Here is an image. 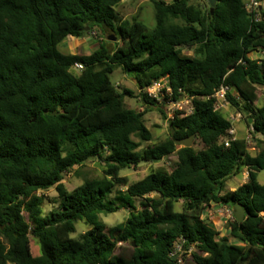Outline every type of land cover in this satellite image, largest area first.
<instances>
[{
	"label": "trees",
	"instance_id": "trees-1",
	"mask_svg": "<svg viewBox=\"0 0 264 264\" xmlns=\"http://www.w3.org/2000/svg\"><path fill=\"white\" fill-rule=\"evenodd\" d=\"M122 1L0 0V264H180L179 242L197 248L194 264H264V184L257 179L264 169V101L253 102V87L264 88V57L251 56L264 54V7L250 11L246 0H217L213 9L195 0H150L156 21L150 30L119 17ZM104 26L127 45L111 50L102 41L90 54L60 51L68 36ZM77 63L83 68L75 72ZM119 67L134 75L146 110L128 107L125 96L135 93L111 81ZM162 77L175 98L180 89L192 96L193 111L176 112L170 136L142 148L153 138L143 118L149 107L167 117L145 92ZM222 85L262 135L254 154L215 108L212 95ZM192 134L199 148L176 143ZM171 154L177 155L171 170L157 167L133 182L120 175ZM90 160L103 162L104 174L68 191L65 174ZM244 168L247 181L226 190ZM53 187L55 206L45 213L38 191ZM212 203L245 209L243 221L234 216L228 225L234 242L218 237L202 217ZM125 208L135 214L111 226L101 219ZM79 221L90 228L75 237ZM120 243L130 247L116 253Z\"/></svg>",
	"mask_w": 264,
	"mask_h": 264
},
{
	"label": "rangeland",
	"instance_id": "rangeland-1",
	"mask_svg": "<svg viewBox=\"0 0 264 264\" xmlns=\"http://www.w3.org/2000/svg\"><path fill=\"white\" fill-rule=\"evenodd\" d=\"M171 1V0H167ZM198 3H201L205 6H210L208 0H195ZM248 8H251V1L246 0ZM259 5L264 7V0L259 1ZM119 17L122 20H127L132 22L133 18H136L142 21L148 29H153L156 25L155 21V9L152 1L150 0H123L116 7ZM112 36L114 40H110L109 37ZM105 41L109 49L113 50L117 47H125L127 45L122 39L119 38V35L116 34L110 27H96L91 33L86 34L83 37H74L68 36L64 41L59 45L61 52L65 54H90L94 49L99 46V43ZM253 58H262L264 54L262 52H253L251 53ZM78 72V70H74ZM111 81L118 86L120 91L124 87H128L135 93L134 97L125 96V102L128 107L135 109L138 112L146 110V106L143 101L138 97L139 87L134 78V75L130 72H126L123 68L119 67L113 71L110 75ZM254 93L256 98L253 102L259 105L264 101V88L261 86H254ZM182 106L184 110L188 106V103L183 101ZM167 117H165L157 107L150 106L149 111L144 115L146 126L151 130L153 138L151 141L142 142V148H145L149 145H154L162 142L168 138L171 134L170 120L173 111L170 108H164ZM221 113L232 121L234 133L232 134L235 137L246 138L249 140L248 146L252 154L256 153L259 150L260 143L259 139L262 138V135L255 134L246 120L243 117V114L240 110L232 105L229 101L226 106L220 109ZM135 140L140 141L136 136H133ZM193 146L196 148L200 147L199 140L195 137L193 140ZM177 161V155L171 154L168 157H165L159 162H150L143 161L139 166H132L130 168L124 169L120 172L121 176H126L130 182L136 181L150 173L152 170L157 167H165L168 170H171ZM105 165L99 160H90L82 165L75 166L72 170L65 174L64 184L68 191H73L77 186L81 185L87 178L102 176L104 174ZM248 179V170L243 169L242 172L230 178L227 182L226 190H234L238 185L246 182ZM258 181L261 184H264V169L258 172ZM39 195L44 196L43 210L48 212L54 208L55 204L53 203L54 198L57 196V190L55 187L48 190H39ZM151 196H156L152 194ZM136 204L139 207L140 200H136ZM177 209L181 208V205L178 204ZM235 208L229 205H221L212 203L205 207L202 212V217L212 223L218 232V237L228 236L232 242L235 240L229 236L228 225L234 220ZM135 214L133 209L125 208L120 209L116 212L109 214H101V219L109 226L120 223L126 218ZM90 228V225L85 221H79L76 224V232L73 236L78 237L82 232ZM31 238V247L35 255L40 254V243L38 238L34 235H30ZM130 247L129 243H120L116 249V253L128 249ZM177 253L176 258H180V264H194L192 254L197 251L195 246L190 247L188 250L185 247H182L181 243L177 244Z\"/></svg>",
	"mask_w": 264,
	"mask_h": 264
},
{
	"label": "built area",
	"instance_id": "built-area-1",
	"mask_svg": "<svg viewBox=\"0 0 264 264\" xmlns=\"http://www.w3.org/2000/svg\"><path fill=\"white\" fill-rule=\"evenodd\" d=\"M251 8H248L250 11H257L259 5L258 0L251 1ZM263 53V52H262ZM83 68L82 63H77L73 67L74 70L80 71ZM230 90L228 85H222L220 89H218L212 97L216 99L215 101V108L220 110L222 107L226 106L227 102L229 101L227 98V92ZM146 94L153 100H155L158 104H162L164 108L168 107L172 109L173 114L171 117L174 116L176 112H180V115H186L193 111V104H192V96L188 94H184L180 89L179 92L182 93L180 97L177 99L175 98L174 89L167 77H162L159 79L153 80V82L145 88ZM185 101L188 103L186 110H184L182 103ZM254 131V129L252 128ZM234 130H230V134H233ZM249 143V140H247ZM226 145H229V140H226Z\"/></svg>",
	"mask_w": 264,
	"mask_h": 264
},
{
	"label": "water",
	"instance_id": "water-1",
	"mask_svg": "<svg viewBox=\"0 0 264 264\" xmlns=\"http://www.w3.org/2000/svg\"><path fill=\"white\" fill-rule=\"evenodd\" d=\"M208 2L210 4V7L213 9L217 3V0H208ZM109 39L114 40V38L112 36H110ZM249 121H250V123H252L253 118L250 117ZM195 137H196V134H192L191 136H189L187 138L177 139L176 143L178 145H182L185 147H192L193 146V140ZM245 215H246V211L243 208V206L241 204H237L235 206V213H234L235 218L241 222L244 220ZM175 258H176V256H175Z\"/></svg>",
	"mask_w": 264,
	"mask_h": 264
}]
</instances>
